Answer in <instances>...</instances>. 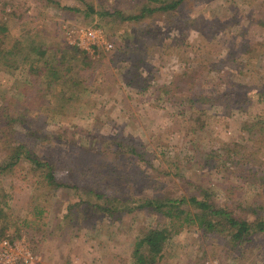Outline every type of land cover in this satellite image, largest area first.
Listing matches in <instances>:
<instances>
[{"label":"rangeland","instance_id":"obj_1","mask_svg":"<svg viewBox=\"0 0 264 264\" xmlns=\"http://www.w3.org/2000/svg\"><path fill=\"white\" fill-rule=\"evenodd\" d=\"M142 1L0 0V22L6 26L0 48L6 52L18 46L27 51L29 41L35 47L44 44L45 57L31 60L39 73L42 69L44 75L55 76L58 93L36 96L30 91L24 96L30 60L9 70L0 62V125L12 98L17 109L21 106L22 123H14L16 139L29 151L42 160H57L91 149L101 156L97 158L118 165L108 191L122 194V200L129 194L127 201L112 205L113 214L98 218L93 212L83 221L77 209L69 214L68 205L97 197L86 189L93 186L90 179H79L72 172L76 193L59 189L48 202L40 201L44 210L37 218L33 176L39 170H29L25 161L20 173L0 175V242H17L14 249L21 253L28 249L35 256L17 264H133L136 238L159 222L144 210L122 209L153 193L135 181L136 169L153 172L155 166L159 175L168 172L162 190L175 197L207 198L220 207L233 206L237 214L253 201L252 195L264 198L263 189L256 193L258 188L250 186L264 175V168L253 173L249 165L240 164L239 173L247 176L240 179L233 171L239 170L238 160L225 157L221 150L229 142H249L242 128L248 118L264 120V0H192L191 6L175 11L174 23L160 13L127 20ZM89 3L111 16L101 20L97 14L86 15ZM118 10L124 18L116 14ZM95 21L104 27L93 25ZM90 27L102 31L112 46L84 49L86 40L80 42L79 31ZM61 55L63 63L57 60ZM189 69L205 81L206 89L199 91H210L222 100L193 103L192 110L205 119L201 131L197 122L188 119V94L171 83ZM72 80L81 84L74 87ZM116 144L120 150L133 145L142 158L114 153ZM94 155L86 152L80 159ZM3 216L22 230L30 223L41 224L44 216L46 224L38 226L48 231L40 242V234L35 236V250L26 233L16 236V228L9 225L1 229ZM173 229L177 231L157 264H264V233L254 236L248 256L239 262L225 253L223 233L178 224Z\"/></svg>","mask_w":264,"mask_h":264},{"label":"trees","instance_id":"obj_2","mask_svg":"<svg viewBox=\"0 0 264 264\" xmlns=\"http://www.w3.org/2000/svg\"><path fill=\"white\" fill-rule=\"evenodd\" d=\"M191 2L192 0H144L141 2L138 10L126 16V19L140 21L144 19V17L150 16L152 13H160L166 15L167 22L174 23L173 15L175 11L182 5L191 6ZM86 13V15L97 14L101 20H105L104 16H111L108 11L94 9L93 5L90 3L87 4ZM116 14L124 18L121 10H118ZM93 25L103 26L101 22L97 21H95ZM4 30H6V26L0 22V34L1 32L3 33ZM15 47V51L10 49L6 52L0 48V54L3 55V53H5L4 56H0V62L2 65L6 66V70H9L11 68H16L22 60V64L25 63L28 65L27 62L30 60L28 69L29 81H27L28 83L24 88V96L28 97L27 94H29L30 91H33L36 96H39L42 92L57 95L58 93L55 92L54 88L55 84L53 85V81L56 80L55 76L48 77L44 75L42 69H40V74L38 66H35L31 60L37 57L35 60L40 61L41 58L45 57V45L39 44L38 47H35V43L29 41L27 51H23V49L20 47L18 48V46ZM36 49L38 51L35 52ZM82 58V63L85 65L87 59H85L84 55ZM57 60L61 63L65 61L63 55L59 56ZM54 68L56 69V67ZM198 74L199 72H194L193 69L184 70L181 74L174 76L171 83L175 86L177 91L188 94L187 111L190 113L188 119L197 122L198 128L201 131L206 128L205 119H202V117L197 114L198 112L192 110L193 103L198 100L201 103H216L222 100L210 91L209 93L203 90L199 91L201 89H206V87L203 85L205 81L201 78V75L199 77ZM73 81L74 80H72V83L76 84L74 87L81 84L80 81ZM67 99L68 98H66V100ZM25 100L26 98H23L22 102L24 103ZM7 101L8 112L5 115L6 120L0 125V175L20 173L23 170L25 161L29 163V170H36L37 172L39 170V174L33 176L34 183L36 184L33 216L38 218L40 213L44 210L39 207V202H48L49 198L53 197L55 192L59 189L62 191L69 189L71 192H75L77 185L70 181L74 177L72 176L73 174H71L72 172H75L79 179H90L93 186L90 189H86L89 192L92 191L97 199L92 200L84 198L76 203L69 204V214L73 209H77L79 212L78 216L83 221L89 220V218L93 216V212L99 218L103 213L113 214L115 210L112 205H114V203L128 200L129 194H127V198L122 200V194L117 192L115 196L107 189L110 186L112 174L118 169L117 163L115 161L97 158L101 156L91 149L81 150L80 153H72L69 155L71 156L70 158L67 157L63 159L58 157L56 158L57 160L52 158L42 160L35 153L29 151L27 145L24 144L23 141L16 139V130H14L15 122L22 123V118H20L21 114L18 111L21 106L17 109V106H15L16 101H13L12 98H9ZM198 128H196V130H198ZM242 128L247 132L249 142H229L223 144L221 150L226 152L225 157L234 156L238 160V162H236L238 167L240 164L249 165L248 171L252 170L253 173H257L260 169L264 168V158L262 157L264 151V120H258L254 117L248 118L243 122ZM113 151L116 154L129 153L136 155L137 158H142L140 157V152H137L133 145H130L128 149L121 148L120 150V145L116 144ZM86 152H92L95 155L92 159L82 162L80 156L84 155ZM59 163H62V165H59ZM151 167H153V172L143 168L136 169L137 174L135 181L140 186L153 190V193L138 198V201H134L128 208H122L123 211L126 210L128 212L144 210L149 214H155L159 219V222L154 227L146 228L143 233L136 238L132 250L133 264H157L166 246H168L171 241L172 235L177 231L173 229V226L176 224L180 226L187 225L192 229L195 227L201 229L205 233H223V242L227 246L225 252L227 256L239 262L245 259L244 257L246 254L248 256L247 249L250 248L254 236H256L257 233H264V198L261 199L255 196L256 194L252 195L253 201L247 204L242 214H237L233 206L225 205L220 207L207 198H187L184 195L175 197V195L161 189L165 187L166 180H169L168 172L161 171L162 173L159 175L158 169L155 166ZM241 168L242 167H239V170H237V168L233 170L235 173H238L240 179H242V177H247L239 173ZM250 186H256L258 188L256 189V193H258L260 189H263L262 192H264V175H262L260 179L251 182ZM250 191V189L247 190L249 195L251 194ZM248 215H251L252 219L249 220ZM2 218L3 222L1 224V229L9 225L16 228V232L14 233L16 236L20 235L21 232L26 233L29 239L31 238L32 242L35 244V250L37 248L35 236L40 234V242L45 238V233L48 231L46 228L42 229L38 226L46 224L45 222L47 221H45L44 216L41 218L43 220L41 224L36 223L38 224L36 226L30 223L24 230L20 227H16L14 221L7 220L6 216Z\"/></svg>","mask_w":264,"mask_h":264},{"label":"built area","instance_id":"obj_3","mask_svg":"<svg viewBox=\"0 0 264 264\" xmlns=\"http://www.w3.org/2000/svg\"><path fill=\"white\" fill-rule=\"evenodd\" d=\"M79 33L80 36L78 38L80 39V42H83L84 39L86 40V42L84 41L86 43L84 49L86 50L101 47L109 49L112 46L110 41L107 42L104 40L102 36V31H100L96 27H90L86 30L81 29ZM16 245L17 242L11 243V241L9 240H4L0 242V264H17L21 261L31 262L34 259L35 256L30 250L26 249L24 253H21L14 249Z\"/></svg>","mask_w":264,"mask_h":264}]
</instances>
